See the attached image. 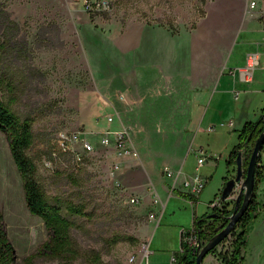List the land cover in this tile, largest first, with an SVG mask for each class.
Here are the masks:
<instances>
[{"label":"rangeland","instance_id":"1","mask_svg":"<svg viewBox=\"0 0 264 264\" xmlns=\"http://www.w3.org/2000/svg\"><path fill=\"white\" fill-rule=\"evenodd\" d=\"M108 1L107 9L88 11L84 0H0V74L6 81L1 96L17 114L33 122L34 143L28 154L49 201L59 204L74 223L72 234L82 252L75 264H126L132 255H137L141 264H174L182 232L187 238L194 217L212 213V202L223 196L226 177L236 176V165L227 159L239 139L238 131L220 127L207 131L213 125L207 126L214 110L236 104L234 94L225 96L220 107V92L213 90L206 117L203 112L200 121L188 125L191 91L198 83L184 77L167 79L149 97H138L135 84L115 83L121 84L120 90L107 92L98 72L108 76L115 70L109 65L111 56L104 43H108V34L133 20L160 25L176 36L182 33L177 51L194 64L193 60L217 55L223 47L225 50L217 38L224 39L230 25L221 11L212 8L210 0ZM246 38L245 34L239 37L231 50L233 58H242L247 51L258 52L243 42ZM126 87L131 88V96ZM109 114L114 116L112 125L106 119ZM249 118H255L254 111ZM120 126L129 129L131 144L140 153L138 162L146 159L152 164L157 159L153 175L169 177L166 167L175 173L181 170L178 185L197 172L196 149L202 147L207 161L199 173L207 182L197 202L177 196L178 185L174 183L167 193L158 186L157 204L151 198L146 200L147 196L139 203L132 202L138 193L122 176L126 159L101 143L105 129ZM82 130L91 132L88 138L96 149L83 153L80 148V159L64 151L59 141L62 132ZM138 146L145 147L146 158ZM171 179L175 181V177ZM149 180L147 193L154 199L155 179ZM70 206L83 213H69ZM0 212L16 249V264H24L23 258L38 250L50 230L27 204L21 172L2 130ZM257 218L250 226L243 264H264V220ZM228 241L213 251L221 259L215 264H223L220 253L231 246ZM35 263L62 264L50 257H38Z\"/></svg>","mask_w":264,"mask_h":264},{"label":"crops","instance_id":"2","mask_svg":"<svg viewBox=\"0 0 264 264\" xmlns=\"http://www.w3.org/2000/svg\"><path fill=\"white\" fill-rule=\"evenodd\" d=\"M210 1L212 8L221 11L226 18L225 21L229 22L230 25L226 37L224 39L217 38L219 46L221 44L226 46L225 50L223 47L217 55L209 54L201 59L193 60L194 64H192L189 57L182 58L177 51L176 44H179V38L182 33L176 36L168 27L150 25L147 22L143 23L133 20L126 25L119 26L118 30L107 35L106 40L108 41V45L105 41L104 48L110 53L109 65L115 71L108 74V76H103L100 71L98 72L100 76L99 82L106 88L105 91L113 92L120 90L121 84H117L119 86H116L115 83L135 84L138 97H149L154 95V92L162 81L184 77L183 79L187 81L198 83V86L194 87L191 91V110L188 125L195 124L197 119L200 121L203 117V112L205 113L204 118L206 117L208 114L207 103L209 93L213 90L220 92V107H223L222 100L225 96H233L235 89L241 91V97L238 100L233 99L236 102L235 105H224L226 106L225 108L214 110L208 117L207 126L233 119L235 126L233 128L225 127V130L231 132L232 130L238 131L247 121L259 120L263 116L264 110V16L262 15L264 0H258L259 6L257 11L253 12L248 11V0ZM196 29L188 32V34L194 32ZM243 34L249 37V39L246 38L243 42L247 41L246 43L251 48H256L260 53V66L256 69L254 79L250 82H243L238 72L236 74L233 73L235 68L245 65L247 54L250 52L247 51L246 54H243L242 58L238 56L233 58L231 56V50L235 49L234 47L238 43L239 37ZM125 90L131 96V88L126 87ZM251 111H254L255 118L253 120L249 118ZM239 114H241L240 118H238ZM201 129L203 128H199L202 132ZM238 142L239 139L235 142L234 146ZM138 148L145 155V147L142 146L141 148L138 146ZM125 159L126 161H124ZM138 160L132 157L124 158L122 167V176H124L125 183L138 193L135 197L141 200V197L147 196L146 200L151 198L154 202L153 197L151 195L149 197L147 193L146 184L149 183V179H155V189L158 195V186L162 187L165 193H167V188L171 187L172 183L178 185L181 175L177 178L176 182L170 177L162 176L159 173L153 175L155 163H159L156 161L157 159L152 161V164H149L146 159L145 162L147 164L145 162H138ZM261 164L264 167L263 159ZM144 174H147V176ZM165 177L170 179L168 180L169 183ZM180 185L177 186L179 192L177 196H184L185 199L186 197L190 198L189 193V196H186L185 187L181 182ZM224 185H227V181ZM258 195L262 207L258 212L257 220H264V174L259 184ZM195 199L197 201L198 198L196 197ZM189 202H191V199ZM196 217L199 216H195L194 220ZM193 227L194 224L192 229ZM190 236L188 234L185 240L189 241ZM244 253L246 257V250H244ZM218 257L214 255V252H211L206 256L204 264L218 262L221 260Z\"/></svg>","mask_w":264,"mask_h":264},{"label":"trees","instance_id":"3","mask_svg":"<svg viewBox=\"0 0 264 264\" xmlns=\"http://www.w3.org/2000/svg\"><path fill=\"white\" fill-rule=\"evenodd\" d=\"M5 85L6 81L0 74V130L6 133L12 155L21 172L27 204L32 213L40 215L43 218L50 230L48 239L40 245L36 252L24 257L22 261L24 264H36L35 261L38 257H50L58 259L62 264H75L77 259L82 255V252L72 234L74 223L63 214L59 204L49 201L46 191L39 183L37 179V166L28 154V150L34 143L33 122L29 118H22L2 98L1 92ZM263 130V116L257 121H247L238 129L239 142L231 150L227 159L229 164L236 165L235 170L237 169L239 153L245 149L246 153L243 157V168L245 173L247 172L253 147ZM261 161L262 154L257 168L254 197L247 212L239 219L235 229L227 238V240H230L231 246L228 247L226 251L220 253L223 264L244 263V250L248 244L250 226L253 219L258 216V212L262 207L258 195L259 184L264 174V167ZM232 178L227 177V183ZM186 196H189V194ZM234 208L235 201L233 199H225L223 206L213 208L211 214H206L203 217H196L193 229L188 232L189 235H198L207 243L229 223ZM69 213L82 214L83 212L79 207L70 206ZM182 234L183 240L181 249L176 251L173 255L175 258L174 264H196L198 252H195L190 242L185 240L186 232L184 231ZM215 250L216 248L213 251ZM17 262L18 256L15 246L6 231L4 215L0 212V264H16Z\"/></svg>","mask_w":264,"mask_h":264},{"label":"built area","instance_id":"4","mask_svg":"<svg viewBox=\"0 0 264 264\" xmlns=\"http://www.w3.org/2000/svg\"><path fill=\"white\" fill-rule=\"evenodd\" d=\"M84 1H85V8L88 11L99 10L102 7L107 9L109 7L108 0H100V1L84 0ZM258 6H259L258 0H248L249 12L257 11ZM262 15L264 16V10H262ZM259 66H260V53L256 51L249 52L247 54L245 65L242 67L235 68L233 70V73L236 74L238 72L243 82H250L254 79L255 71ZM233 94L236 100H238L241 97V91L238 89H235L233 91ZM106 119L110 125H112L115 122L114 116L111 114L107 115ZM234 126H235L234 120H230L228 122H221L220 124H213L209 126L208 131H215L219 127L233 128ZM90 133L91 132H86L84 130L74 131L72 133L62 132L60 134V141H59L60 147L64 151H70L71 153H73L74 155H76L78 158L81 159V157L79 156L82 153V151L83 153H91L96 149L95 144L92 143L88 138ZM102 133L103 134L101 137V143L107 147L112 148L121 158H127V157H132L136 159L140 158L139 151L136 148H134V146H132L131 144V134L127 127L120 126L119 128L116 129L107 128ZM80 148L82 151L80 150ZM196 151L198 153V162L196 167L197 172L192 176L186 178L183 182V186L185 187L187 193L190 194L191 203L197 202L195 198L197 197L198 194L201 193L207 182L206 179L199 173L200 169L205 165L207 161V156L203 154L204 151L202 147L197 149ZM241 152H242V156L244 157V154L246 153L245 149H243ZM165 172L167 176H169L170 178L175 177V182L182 173L181 170L175 173L172 169L168 167L165 168ZM239 190H240V185H237L233 190L230 198L228 199H233L235 201V199L239 194ZM154 194H155L154 202L157 204L160 202V198L158 197V194L156 192H154ZM224 200L225 198L223 196L216 198V200L212 202V208L222 207ZM132 202L139 203L140 198L133 197ZM151 217L156 218V214L152 213ZM189 242L194 247L195 252H198L199 245L205 244V242L198 235L195 234H192L190 236ZM228 242H230V240ZM148 255L149 252L146 253L147 258ZM172 261L175 262L174 257ZM126 264H141V263H139L137 255H132L128 259Z\"/></svg>","mask_w":264,"mask_h":264},{"label":"water","instance_id":"5","mask_svg":"<svg viewBox=\"0 0 264 264\" xmlns=\"http://www.w3.org/2000/svg\"><path fill=\"white\" fill-rule=\"evenodd\" d=\"M263 146L264 130L256 140L246 173L243 168L242 152L239 153L237 159L236 176L228 181L223 192V197L225 199H228L230 198L235 187L237 185H240L239 194L235 199L234 211L230 216L229 223L220 232L214 235L204 245H199L196 264H204L206 256L210 254L216 247H218L225 239H227L231 235L239 219L245 214V212H247L248 208L250 207L251 201L254 197L256 190L257 168L259 165V159L262 154Z\"/></svg>","mask_w":264,"mask_h":264}]
</instances>
